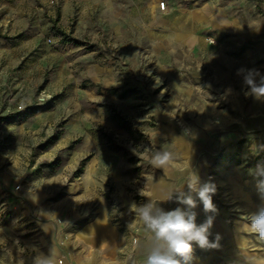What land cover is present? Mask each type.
I'll return each mask as SVG.
<instances>
[{
    "label": "rangeland",
    "instance_id": "374dc122",
    "mask_svg": "<svg viewBox=\"0 0 264 264\" xmlns=\"http://www.w3.org/2000/svg\"><path fill=\"white\" fill-rule=\"evenodd\" d=\"M240 69L264 75V0H0V264H145L132 204L188 195L220 240L187 264H264L243 227L264 207V100Z\"/></svg>",
    "mask_w": 264,
    "mask_h": 264
},
{
    "label": "clouds",
    "instance_id": "9594fccd",
    "mask_svg": "<svg viewBox=\"0 0 264 264\" xmlns=\"http://www.w3.org/2000/svg\"><path fill=\"white\" fill-rule=\"evenodd\" d=\"M242 72L245 73L244 84L249 89L246 95H252L256 100H264V75H261L257 69H240L237 74ZM257 77H259V81H257ZM230 91L229 89L228 92L230 93ZM171 159L170 153L157 152L152 163L158 168H163ZM187 183L188 187L196 192L205 213L215 214L218 212L212 201V197L216 193L215 184L211 182L200 184L199 177L192 171ZM257 186L260 197L264 200V179L259 180ZM175 191L169 192L166 200H171ZM177 199L186 208L164 211L151 200L140 205L134 203L131 206V211L152 234V246L147 254L145 264H182L181 259L177 257L182 258L187 264L191 259L193 243L202 249L219 247V234L214 241L209 239L215 216L207 215L203 223L197 224V214L194 211L197 201L191 195L177 197ZM247 220L249 222L243 226L244 229L257 234L260 239L264 240V207H260L255 213L248 216ZM32 264H57V260L51 250L50 254L40 253L33 257Z\"/></svg>",
    "mask_w": 264,
    "mask_h": 264
},
{
    "label": "crops",
    "instance_id": "0c3cea01",
    "mask_svg": "<svg viewBox=\"0 0 264 264\" xmlns=\"http://www.w3.org/2000/svg\"><path fill=\"white\" fill-rule=\"evenodd\" d=\"M100 227V226H99ZM99 227L96 229V230H99ZM94 232V231H93ZM82 235H84V236H88L89 234H91L92 232H89V233H82V230H81V232H80ZM56 254V256H58L59 254H58V252H56L55 253Z\"/></svg>",
    "mask_w": 264,
    "mask_h": 264
},
{
    "label": "built area",
    "instance_id": "2783aa9c",
    "mask_svg": "<svg viewBox=\"0 0 264 264\" xmlns=\"http://www.w3.org/2000/svg\"><path fill=\"white\" fill-rule=\"evenodd\" d=\"M159 8H160V9H164V8H165V2H164V1H161V2L159 3Z\"/></svg>",
    "mask_w": 264,
    "mask_h": 264
}]
</instances>
